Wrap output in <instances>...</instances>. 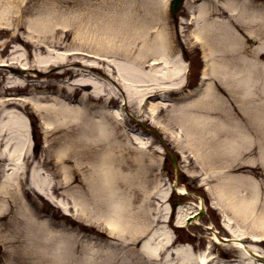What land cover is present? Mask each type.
I'll use <instances>...</instances> for the list:
<instances>
[{
    "label": "bare ground",
    "instance_id": "1",
    "mask_svg": "<svg viewBox=\"0 0 264 264\" xmlns=\"http://www.w3.org/2000/svg\"><path fill=\"white\" fill-rule=\"evenodd\" d=\"M65 1L67 4L62 5L59 4L62 0H35L23 7L15 2L12 11L0 8V33H7L9 41L14 42L13 54L0 57V65L10 67L11 71L25 69L23 74L2 73L1 78L4 84L0 88V154L5 157V165L0 169L2 244L14 246L25 242L28 252L23 256L27 264L33 261L32 257L44 259L42 264H49L47 257L53 264H63L65 252L67 255L70 250L75 252L78 242L83 247L82 240L92 249L108 252L104 242L77 237L81 216L85 224H91L89 229L99 241L106 236L103 229L122 244L128 240L139 243L141 238L138 250L132 248L133 253H121L126 264H142L143 255V264H160L157 261L162 254L167 257L163 264H174V255L180 264H189V259L190 264H264L260 260L264 253L256 247L258 238L264 237V178L252 165L258 161L264 168V64L254 56L264 53V5H251L250 0L186 3L189 20L185 24L192 27L190 36L203 49L202 71L208 78L195 94L167 105L164 124L159 119L161 102L150 99L145 106V117L153 125L165 128L176 120L178 130L174 135L180 133L179 146L184 153L192 151L205 170L207 191L215 196L211 205L223 211L222 224L230 231V241L240 252L234 261H220L215 256L210 262L209 254L203 250L192 263L187 248L172 246L170 231L158 232L152 227L153 220L142 221L145 211L134 205V201L146 195L141 147L149 145L150 137L125 122L124 109L135 118L128 107L108 106L115 98V92L112 94L107 86L112 81L110 73L123 86L120 96L127 106L132 97L141 104L149 96L187 85V79L181 84L186 78L187 64L175 52L164 21L165 0ZM235 30L244 38L258 37V45L250 50L251 57L243 53L242 39ZM5 43L8 41H0L1 45ZM18 44L22 46L21 52ZM60 64L62 67L52 74L55 90L48 91L50 83L40 82L38 74L49 65ZM92 70L101 72L107 80ZM137 85L135 93L132 88ZM26 87L31 92L26 96L15 92L2 95L7 89L26 90ZM73 97L77 98L75 103ZM91 97L101 99L92 104ZM29 111L39 116L47 142L43 156L38 159L30 151ZM145 111L141 105L140 114ZM53 130L58 133L56 138L50 135ZM50 142L56 143V165L63 174L53 181L54 185L45 174L46 156L52 150ZM131 145H136L138 151L131 149ZM131 153H135L134 158ZM245 155L249 158L244 159ZM70 158L72 165L67 163ZM190 161L191 166H197L195 160ZM129 164L134 172L124 171ZM92 169L97 173L89 172ZM138 172L141 173L137 181ZM72 177L81 183L100 181L98 192L103 203L94 197L83 203L81 191L78 196L62 194L67 201H59L54 187L70 183ZM133 178L136 185L131 181L121 182ZM213 179L218 182L212 184ZM135 186L141 190L130 191ZM30 189L61 206L65 215L59 221L42 217V209L32 206ZM175 190L186 191L183 187ZM198 199L195 209L183 203L174 206L176 225L183 224L203 206V198L198 195ZM17 229L22 232L20 235ZM213 235L218 241V236ZM49 249L52 256L46 255ZM109 252L118 256L115 249ZM94 262L92 259L88 264Z\"/></svg>",
    "mask_w": 264,
    "mask_h": 264
},
{
    "label": "rangeland",
    "instance_id": "2",
    "mask_svg": "<svg viewBox=\"0 0 264 264\" xmlns=\"http://www.w3.org/2000/svg\"><path fill=\"white\" fill-rule=\"evenodd\" d=\"M188 1V0H187ZM15 2H18V4L21 5H29L35 3V0H0V8L5 7L6 9L13 10ZM59 4H67V1L62 0V2H59ZM185 13V7L180 6L177 10L175 16L169 11H166L165 20L166 25L168 27V31L170 33V37L172 39V44L175 46V52H178L179 56L188 64V70H187V86H190L194 83L197 75L199 74L200 67L203 64L202 61V52L200 50V45L197 41H195L190 35L191 31L187 28V25L185 22H181L185 19L184 17ZM230 16V15H229ZM164 20V21H165ZM7 21L12 22V20L8 19ZM10 25H12L10 23ZM5 26V25H1ZM23 30L22 28L20 31ZM237 33L238 38L242 39L241 46L242 50L244 48V54L251 57L249 55L250 50L252 48H255V46L258 45V37H255L253 35H250V39L244 38L242 33L238 30H235ZM263 35V33H262ZM7 40L8 43H5L3 45L0 44V51H1V58H8L10 57L12 53V48L14 42L9 41V36L7 33H0V41ZM20 49L19 51H22L21 44L18 46ZM255 60L259 61V63L264 64V54L263 53H257ZM73 67L75 65H72ZM62 67V64L60 65H49L48 68L45 71H42L43 77L46 76L48 79H50V82H54L53 73L55 70H58ZM9 69H6L4 66L0 65V76L2 73L5 75H9L12 72H9ZM91 71V70H90ZM112 72V71H111ZM92 73L95 75L101 76V72L98 74L97 72L92 70ZM115 73V72H114ZM111 74V73H110ZM114 75V74H113ZM103 79L107 80L103 76H101ZM116 82L117 80L114 79ZM184 81V79H183ZM121 86V84H119ZM107 86L111 90L112 94H114V99L111 103L114 105H118L121 103V92L120 90L115 86L114 83H108ZM139 88V85H137L134 89L132 88V91L135 93ZM183 87L175 88L174 92H171L168 94L167 92L163 93V96L160 100L156 99L155 101H160L163 104L161 105L160 109V115L159 119L161 123H166L165 115H166V108L167 105L174 102H177L178 99L176 97L178 94L176 92L180 90ZM123 89V88H122ZM23 92H20L22 94ZM19 94V95H20ZM28 93H23V95H27ZM133 94V93H132ZM93 99H96V97H91ZM101 99V98H97ZM173 99V100H172ZM258 102V101H256ZM140 101H137L135 97H132L130 100L128 107V111L132 113V115L135 117H126L128 119V122L133 125L134 127L141 128L144 130V132L148 133V135L151 138L152 144H150L147 147H141L142 154L145 159L144 162V174L142 181L143 189L145 191V196L143 195L141 198H137L134 201V205H137L138 207H141V210L144 214V219L142 220L144 223L150 222V220H153V229L157 230L158 232L168 233L170 231L173 234V241L174 246H180L183 248H187L186 253L188 254L189 258L191 257L192 263L195 262V255L200 254L203 250L207 251V254H217L218 257L221 259V256L223 253H226L230 257H237L238 254H240L239 250L235 248L231 243L224 242L222 240L216 241L214 235L212 234L211 229H216L217 233L221 236H230V231H227L223 224H222V218H221V212L220 208H216L215 206L211 205V201L215 199V196L213 192H208L206 190V184L205 179L206 178V172L205 170L200 167L197 160L194 157V153L190 150H187L185 153L183 150H181V147L179 146V143H182L180 133L177 135H174V132L176 133L178 130V125H176V120L174 119V123H168L166 124V127H160L158 125H153L145 119L147 112L145 111V105H144V113L140 114ZM170 106V105H169ZM30 110V109H28ZM125 112V110H124ZM29 132L28 135L30 138L32 137V133L34 135V141L32 143V146L30 145V151H34L35 155L39 156L41 152L42 146L45 147L46 141L44 138V133L42 132L43 127L40 120L36 117V115L29 111ZM160 123V122H159ZM54 135L56 138L57 132L53 130L50 132V135ZM179 142V143H178ZM52 144V150L48 152L47 160V167L48 170H46L45 174L47 177H51L52 183L55 180H58L63 176L61 174L60 166L56 165V155H55V145L56 143L50 142ZM160 145L163 147L161 151L159 149L153 147V145ZM166 147V148H165ZM131 149L138 151V147L136 148V145H131ZM159 148V147H158ZM165 148V149H164ZM168 149V150H166ZM171 151L174 156L176 155V161L178 165V180L177 185L178 187H183L186 191L183 194L178 193L177 191H172L170 193V185L173 183L174 179V167L172 165L171 158L168 154V151ZM141 155V154H140ZM135 153H131V157L134 158ZM186 156L185 160L184 157ZM41 157V156H39ZM249 158V155H245L244 159ZM35 159V158H34ZM72 158L70 160H67V163L69 165H72L71 162ZM190 160H195L197 166H191L192 162ZM1 163V161H0ZM82 166L84 165V162L82 161ZM254 166L253 169H256L261 172L262 178H264V168L261 163L258 161L252 164ZM130 166V164L128 165ZM84 167V166H83ZM94 171L97 173L96 170L92 169L89 172ZM124 171L134 172V167L130 166ZM126 173V172H125ZM140 173L138 172V179H140ZM89 175L87 172L85 173ZM135 174V173H133ZM25 179V178H24ZM22 180V185L25 187L26 183ZM133 182V184L136 185V178H133L132 180L124 181L122 179L121 182ZM218 180L213 179L211 181L212 184H216ZM70 184L73 186L75 185V188H71ZM54 185V183H53ZM81 185V188L80 186ZM102 186V183L98 181L96 184H94L93 181L87 182L86 180H82V183L80 180H75L73 177L71 178V182L68 184H58L57 187H54L55 196L59 201H63L62 203H65L64 200H66V196L62 194L68 193V197L72 193L73 195L78 196L81 191V197L82 202L86 203L91 201V199L94 197L95 200H98L103 203V196L99 195V189ZM80 188V190H79ZM130 191H137L141 190L139 188L132 187ZM155 190L157 192H155ZM32 191V192H31ZM28 193L33 197L32 206L38 207V209H42L45 211L46 214H48V217L50 219H54L58 221V217H63V213L61 212V206H57L52 201L47 200L44 196L40 195L39 193L28 190ZM164 195V196H162ZM198 195L202 196L205 200L206 207H205V213L202 217L199 219H196L197 222H190L188 224H180V225H174L173 221H169L168 215L170 213L169 207H171V202L169 200L175 201V203H179V200L183 202L186 206L195 209L199 201ZM158 197V198H157ZM161 197V199H160ZM79 199V198H78ZM67 201V200H66ZM101 203V205H102ZM100 205V206H101ZM133 205V204H131ZM99 206V205H98ZM72 209V208H71ZM137 209V207H136ZM44 211H42V215H44ZM73 212V210H71ZM70 212V213H72ZM4 215L7 214V212H3ZM175 214L177 215V211H175ZM52 215V216H51ZM79 216V214H78ZM47 218V216H44ZM78 225L83 229V231H87L91 224H85L86 220L79 216L78 217ZM165 218V219H164ZM68 219V218H66ZM1 220V219H0ZM207 226H211L210 229L207 228ZM101 228V227H100ZM81 231L82 233H85ZM103 232L106 234V236L103 237V241L108 247V252L102 251L101 249H96L94 247L93 249L90 248V245L88 242L83 241V247L81 244L77 243L75 247V252L72 253V250H70V253L67 255V251L64 254L63 258V264H66L68 261H71L69 264H88L89 261H92V259H95L96 262L92 264H126L125 261L122 260L121 255L126 252L128 254L133 253L130 252L133 245L138 250V244L135 245V242H132L131 240L126 241L124 244L121 243L120 239H116V237L111 236L106 229H103ZM16 233L19 235L22 233L17 229ZM35 235L37 236V233L35 231ZM91 239L90 237L83 236V238L79 239ZM78 239V240H79ZM92 240V239H91ZM249 242V241H248ZM8 244H2L0 240V264H27L26 260L24 259L23 254L28 252L25 247V242H22L21 244H12L14 246ZM121 244L123 247H121ZM92 245V244H91ZM110 245V246H109ZM17 246V248L15 247ZM93 247V246H92ZM131 247V248H130ZM256 247L259 248L264 253V242H257ZM109 249H115V253L118 254L112 255L109 252ZM34 250V249H33ZM35 251V250H34ZM124 251V252H123ZM32 253V251H31ZM122 253V254H121ZM46 255L52 256L50 249L47 251ZM130 256V255H129ZM131 257V256H130ZM141 258L142 264L145 262V256H142ZM48 258L49 264H53L51 262V259ZM33 261L29 262V264H42L44 259L38 260V258L32 257ZM174 264H180L178 261V257L174 255V259H172ZM190 264V259H189Z\"/></svg>",
    "mask_w": 264,
    "mask_h": 264
},
{
    "label": "water",
    "instance_id": "3",
    "mask_svg": "<svg viewBox=\"0 0 264 264\" xmlns=\"http://www.w3.org/2000/svg\"><path fill=\"white\" fill-rule=\"evenodd\" d=\"M177 4H178V1H175L174 2V9L176 8ZM201 214H202V211L199 212V215H201Z\"/></svg>",
    "mask_w": 264,
    "mask_h": 264
}]
</instances>
